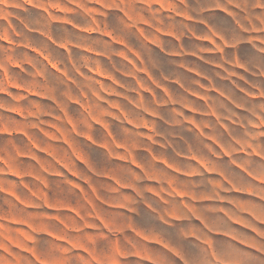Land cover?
<instances>
[{"label":"rangeland","instance_id":"obj_1","mask_svg":"<svg viewBox=\"0 0 264 264\" xmlns=\"http://www.w3.org/2000/svg\"><path fill=\"white\" fill-rule=\"evenodd\" d=\"M235 225L264 248V0H0V264H264Z\"/></svg>","mask_w":264,"mask_h":264},{"label":"crops","instance_id":"obj_2","mask_svg":"<svg viewBox=\"0 0 264 264\" xmlns=\"http://www.w3.org/2000/svg\"><path fill=\"white\" fill-rule=\"evenodd\" d=\"M204 223V222H203ZM206 226V225H205ZM207 227V226H206ZM235 229L237 230V231H242L243 232V236L245 235V236H247V238H248V242L249 243H244V241L243 240H241V238H239L238 237V234L237 233H234L233 231H230V237L231 238H233V239H235V240H237V241H239L240 243H236V247L237 248H239V249H241V250H243L244 252H247V253H251L252 251L250 250V248H252V247H254V248H256V249H258L259 251H261V252H263V250H264V248H263V245H259V247H256L255 246V242L257 241L256 240V237H254V235L253 234H251V233H249L246 229H242L241 227H239V226H237V225H235ZM204 231V230H203ZM218 233L220 234V233H222L221 231H218ZM218 238L220 239H223V240H225V237L224 236H218ZM248 246H247V245ZM249 246H252V247H250L249 248ZM205 247V249H206V246H205V244H203V248ZM253 248V249H254ZM218 262H220V263H222V264H225V262L227 263V264H247L246 262V259H232V260H229V261H225V259H221L220 257H219V259H218Z\"/></svg>","mask_w":264,"mask_h":264}]
</instances>
